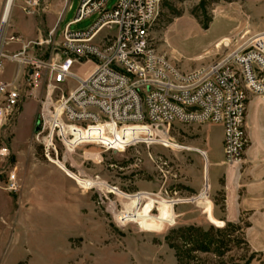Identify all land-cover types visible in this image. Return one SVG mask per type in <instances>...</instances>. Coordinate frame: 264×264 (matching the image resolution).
Returning <instances> with one entry per match:
<instances>
[{
    "label": "rangeland",
    "instance_id": "1",
    "mask_svg": "<svg viewBox=\"0 0 264 264\" xmlns=\"http://www.w3.org/2000/svg\"><path fill=\"white\" fill-rule=\"evenodd\" d=\"M117 1L108 0L107 8ZM6 2L2 0V15ZM77 8L78 0H13L0 37V54L8 57L2 59L0 82H13L22 97L18 119L0 129V146L9 152L0 191L10 194L2 188L12 171L20 190L10 195H20L24 184L29 189L47 183L63 191L29 201L37 208L22 232L27 239L32 236L33 246L21 264H264V251H254L250 244L258 242L245 237L251 212L241 211L235 222L226 218V201L235 208L237 197L247 194L241 177L246 164L232 171L223 162L213 166L222 161L219 125L144 123L108 133L100 126L69 127L62 130L64 138L55 131L56 153L44 157L34 141L43 105L52 111L77 80L48 89L50 73L41 69L35 103L27 85L28 62L58 61L62 31ZM93 22L86 19L70 30H86ZM262 31L264 0H163L149 42L159 57L186 73L219 61ZM105 33L114 32L98 38L109 46L114 37L103 39ZM224 38L230 42L218 47ZM92 67L75 65L73 72L83 79ZM244 138V151L252 140H264V100L251 93ZM14 142L21 162L28 165L29 154L35 156L27 180L16 168ZM230 178L234 182L226 187ZM45 203L51 207L48 216Z\"/></svg>",
    "mask_w": 264,
    "mask_h": 264
},
{
    "label": "built area",
    "instance_id": "2",
    "mask_svg": "<svg viewBox=\"0 0 264 264\" xmlns=\"http://www.w3.org/2000/svg\"><path fill=\"white\" fill-rule=\"evenodd\" d=\"M162 1L118 0L109 10L108 0H78L76 15L61 34L58 61L28 62L29 87L39 84L41 69L50 73L48 89L69 78L77 80L52 111L43 105L34 141L42 146L46 159L56 153V130L63 136L62 130L69 127L100 126L108 133L144 123L155 127L180 123L219 125L223 164L242 163L247 93L264 100V31L219 61L181 73L159 57L149 42ZM91 18L94 22L88 29L70 30ZM105 31L114 32L103 37H114L109 46L98 39ZM5 58L0 54V71ZM86 63L93 64L92 70L77 78L74 66ZM21 99L13 82H0V129L18 115ZM8 156V149L0 146V174ZM2 189L19 192L15 171L7 175Z\"/></svg>",
    "mask_w": 264,
    "mask_h": 264
},
{
    "label": "crops",
    "instance_id": "3",
    "mask_svg": "<svg viewBox=\"0 0 264 264\" xmlns=\"http://www.w3.org/2000/svg\"><path fill=\"white\" fill-rule=\"evenodd\" d=\"M2 16V0H0V20ZM74 75L77 78L82 79L75 73ZM36 88L37 86L32 89V100L30 101L35 102L33 98L37 97L35 94ZM74 88L75 85H69L68 92L72 91ZM47 95H49V92ZM21 110L22 109L20 108L17 119ZM34 116L35 113L33 118ZM258 145L260 146L258 147ZM12 146L14 154L16 156L19 155V144L14 142ZM256 146L257 150L254 152L253 148ZM29 155L28 165L21 162L22 158L17 156L18 162L16 163V168L20 170L25 180H27L33 172V162L31 161L35 156L34 154ZM221 163L222 161L213 163V166L217 167L221 165ZM242 163L243 165L246 164L241 177H245V181L243 182L245 184L247 194L242 197H237L235 201V208L231 206V202H229V200L226 201V218L228 221L235 222L238 221L241 211H250L251 215L248 220L249 227L245 230L246 240L249 243L258 242L255 243L256 245L250 243L254 251H264V243H261L264 242V140H259L257 142H254L253 140L251 141V145H249L244 151ZM226 167L229 171L236 170L238 168L237 166ZM233 182L234 180L231 178L226 180V187ZM26 187L27 186L24 184V188H22L20 195L17 196L0 191L4 199V202L0 204V264H21V262H26L28 260L26 259L24 261V256L29 255L27 253V249L28 247L33 246L32 236L27 239L26 235L22 232V228L25 226L24 224L33 221V210H36L37 208L36 206L33 207L29 201H33L34 204V199L42 193L47 194L53 191L55 193L63 192L60 188L52 187L47 183L46 185L40 187H34L33 185L29 187V189ZM46 196H48V194ZM45 199L47 200L48 197ZM44 205L45 210L43 211V214L48 216L49 211L47 209H50L51 207L49 208L46 203ZM233 214H235L236 220L230 219Z\"/></svg>",
    "mask_w": 264,
    "mask_h": 264
},
{
    "label": "bare ground",
    "instance_id": "4",
    "mask_svg": "<svg viewBox=\"0 0 264 264\" xmlns=\"http://www.w3.org/2000/svg\"><path fill=\"white\" fill-rule=\"evenodd\" d=\"M12 2L13 0H7L6 5H5V9H4V14H3V19L1 21V28H0V37L2 34V30L4 29V25L8 20V16L12 7ZM230 42L229 39L224 38L217 46L220 47L221 45H227Z\"/></svg>",
    "mask_w": 264,
    "mask_h": 264
},
{
    "label": "water",
    "instance_id": "5",
    "mask_svg": "<svg viewBox=\"0 0 264 264\" xmlns=\"http://www.w3.org/2000/svg\"><path fill=\"white\" fill-rule=\"evenodd\" d=\"M37 131H38V127L36 126V127H35V132H37Z\"/></svg>",
    "mask_w": 264,
    "mask_h": 264
}]
</instances>
